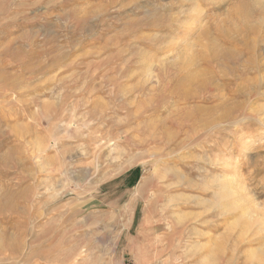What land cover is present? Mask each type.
<instances>
[{"label":"rangeland","instance_id":"rangeland-1","mask_svg":"<svg viewBox=\"0 0 264 264\" xmlns=\"http://www.w3.org/2000/svg\"><path fill=\"white\" fill-rule=\"evenodd\" d=\"M240 44L264 58V0H0V264H203L208 201L264 204L261 92L196 140Z\"/></svg>","mask_w":264,"mask_h":264},{"label":"bare ground","instance_id":"bare-ground-1","mask_svg":"<svg viewBox=\"0 0 264 264\" xmlns=\"http://www.w3.org/2000/svg\"><path fill=\"white\" fill-rule=\"evenodd\" d=\"M243 46V44H240L241 55H226V61L230 65H228V71L222 76L228 77L227 79L231 81L221 88L217 85L213 87V90L217 92L214 96H217L219 101L217 111L215 113L205 110L198 112L196 126L201 127L202 134L196 140L201 148L213 147L215 142L213 136L215 137V131L218 128L221 132L222 129L225 130L228 126L244 124L250 119L261 120L253 115H247L246 117L234 116V113L241 107V103L237 101L238 98L243 97L246 98V101L247 99L250 101L254 94L258 96L261 92L264 95V70H261L264 58L260 57L261 54L256 55L255 48L249 50V48L245 49ZM244 54H252L253 56L243 59ZM250 70L262 73V88L241 86V77L246 76ZM206 84L210 85L211 83L206 82ZM225 90L226 93H222ZM217 112L220 113L217 114ZM207 135H210V137L205 138ZM198 159L210 166H216L220 170L210 179L211 182L218 183L211 193L215 199L220 197L225 199L223 198L224 195L231 196L235 194L231 173L228 175L221 172L226 169L225 163L220 162L218 158H211L205 154L200 155ZM142 180L144 185L148 179ZM177 180L179 181V179ZM136 193H138V190H136ZM139 197L141 195L136 198ZM201 201L205 202L206 200ZM208 207L212 218L209 239L210 254L206 257L203 256L201 262L203 264H264V204L249 202L238 197L236 199L208 201ZM82 252L80 251V253Z\"/></svg>","mask_w":264,"mask_h":264}]
</instances>
